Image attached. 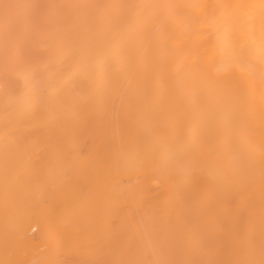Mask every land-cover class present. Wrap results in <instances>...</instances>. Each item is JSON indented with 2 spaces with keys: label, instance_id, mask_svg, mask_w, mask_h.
I'll use <instances>...</instances> for the list:
<instances>
[{
  "label": "bare ground",
  "instance_id": "bare-ground-1",
  "mask_svg": "<svg viewBox=\"0 0 264 264\" xmlns=\"http://www.w3.org/2000/svg\"><path fill=\"white\" fill-rule=\"evenodd\" d=\"M0 264H264V0H0Z\"/></svg>",
  "mask_w": 264,
  "mask_h": 264
}]
</instances>
